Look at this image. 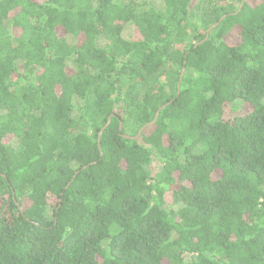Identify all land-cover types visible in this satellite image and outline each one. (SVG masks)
<instances>
[{
  "label": "trees",
  "instance_id": "obj_1",
  "mask_svg": "<svg viewBox=\"0 0 264 264\" xmlns=\"http://www.w3.org/2000/svg\"><path fill=\"white\" fill-rule=\"evenodd\" d=\"M155 1L0 0V264H264V0Z\"/></svg>",
  "mask_w": 264,
  "mask_h": 264
},
{
  "label": "rangeland",
  "instance_id": "obj_2",
  "mask_svg": "<svg viewBox=\"0 0 264 264\" xmlns=\"http://www.w3.org/2000/svg\"><path fill=\"white\" fill-rule=\"evenodd\" d=\"M155 3L160 4V6H162V4L164 5L163 0H157V1H155ZM134 32H135L134 27L128 26L124 31V36L126 38H131L132 35L134 34ZM154 167H155V170H158L160 168V164L158 162H156V163H154Z\"/></svg>",
  "mask_w": 264,
  "mask_h": 264
},
{
  "label": "water",
  "instance_id": "obj_3",
  "mask_svg": "<svg viewBox=\"0 0 264 264\" xmlns=\"http://www.w3.org/2000/svg\"><path fill=\"white\" fill-rule=\"evenodd\" d=\"M184 73H185V69H183L182 77L184 76ZM160 112H161V111H159V112L156 114V118H155V120H154L152 123L146 125L144 128H142V129L140 130V132H139V135H138L137 137H135L134 139H138V138H140V137L142 136L143 132H144L147 128L152 127L153 125H155V123L157 122V120H158V118H159ZM108 125H109V124H108ZM108 125H107V126H108ZM107 126H106V127H107ZM105 129H106V128H105ZM102 133H103V132H102Z\"/></svg>",
  "mask_w": 264,
  "mask_h": 264
}]
</instances>
